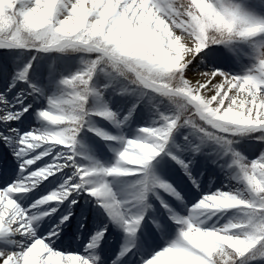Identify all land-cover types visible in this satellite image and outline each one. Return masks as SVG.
<instances>
[{
  "label": "snow or ice",
  "instance_id": "snow-or-ice-1",
  "mask_svg": "<svg viewBox=\"0 0 264 264\" xmlns=\"http://www.w3.org/2000/svg\"><path fill=\"white\" fill-rule=\"evenodd\" d=\"M0 264H264V0H0Z\"/></svg>",
  "mask_w": 264,
  "mask_h": 264
},
{
  "label": "bare ground",
  "instance_id": "bare-ground-1",
  "mask_svg": "<svg viewBox=\"0 0 264 264\" xmlns=\"http://www.w3.org/2000/svg\"><path fill=\"white\" fill-rule=\"evenodd\" d=\"M211 172H212V170L209 169V171L207 172V174H205V177H204V180H203V187H204L205 189H207L208 184H209V181L214 179V180H216V183L213 184V186H212V190H215L218 186H220V180L222 179V177H214V176H212ZM174 178L177 179V180L183 181V183H185V181H184V179H183V177H182L181 175H179V176H178V175H177V176H174ZM185 184H186V183H185ZM47 194H48V193L46 192L45 195H47ZM109 239H110V240L113 239V243H112V244L109 243V247L113 246L114 251H115V245H116V243H117V240H119V238L116 237V236L114 235V233H113V235L110 236ZM65 245L68 246V247H71V248H74V247H75V245H74V246H73V245H69L67 241L65 242ZM109 247H108V248H109ZM109 252L111 253L112 250L109 249Z\"/></svg>",
  "mask_w": 264,
  "mask_h": 264
},
{
  "label": "rangeland",
  "instance_id": "rangeland-1",
  "mask_svg": "<svg viewBox=\"0 0 264 264\" xmlns=\"http://www.w3.org/2000/svg\"><path fill=\"white\" fill-rule=\"evenodd\" d=\"M108 155L111 156L112 153H109ZM183 179L187 180L186 177H184ZM185 183L190 187V182L185 181ZM114 190H115V189H114ZM114 235H115L116 237L119 238V242L122 244V243H123V233H119L118 231H114ZM109 243L112 244V243H113V239H111V240L109 239ZM109 243H108V245H107L108 247H109ZM116 244H117V243H116ZM109 249L112 250V252L117 251V249H116V245H115V251H114L113 246L109 247ZM112 252H111V253H112Z\"/></svg>",
  "mask_w": 264,
  "mask_h": 264
}]
</instances>
